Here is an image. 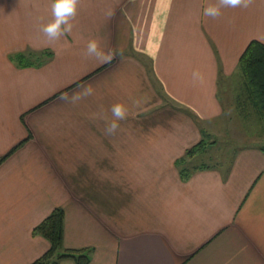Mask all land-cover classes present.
Here are the masks:
<instances>
[{"label": "crops", "instance_id": "crops-1", "mask_svg": "<svg viewBox=\"0 0 264 264\" xmlns=\"http://www.w3.org/2000/svg\"><path fill=\"white\" fill-rule=\"evenodd\" d=\"M219 4L78 0L72 31L49 39L52 0H0V264L44 254L33 229L56 207L88 264H264V130L239 68L264 44V0L204 15ZM235 123L254 140L183 178L176 161Z\"/></svg>", "mask_w": 264, "mask_h": 264}, {"label": "trees", "instance_id": "trees-1", "mask_svg": "<svg viewBox=\"0 0 264 264\" xmlns=\"http://www.w3.org/2000/svg\"><path fill=\"white\" fill-rule=\"evenodd\" d=\"M20 61L24 58L18 57ZM239 68L243 75L247 98L260 119L264 130V44L252 41L248 44L239 59ZM205 141H200L190 147L185 155L176 161L183 178H187L192 170L209 167L208 164L199 163L189 165L188 160H198L206 152ZM264 151V145L261 146ZM7 155L0 157V162ZM198 158L196 159L195 157ZM65 214L61 207H56L34 229L35 234L45 237L49 241V248L31 264H59L62 259L70 258L76 264H88L90 261V248H67L64 245Z\"/></svg>", "mask_w": 264, "mask_h": 264}, {"label": "clouds", "instance_id": "clouds-1", "mask_svg": "<svg viewBox=\"0 0 264 264\" xmlns=\"http://www.w3.org/2000/svg\"><path fill=\"white\" fill-rule=\"evenodd\" d=\"M77 2L78 0H52V14L54 19L50 22L41 25V31L46 34L49 39H58L61 36H66L72 31L71 20L77 14ZM249 0H220L219 5H209L203 10L205 16L217 17L221 15V5L224 7H247ZM87 53L94 54L96 57L104 59H110L106 57L104 52L100 49L98 41L92 39L87 44ZM201 74L199 70H193V81L199 80ZM93 93V89L89 86L85 88L82 93L74 94L70 97L72 102H76L82 99L84 96H89ZM68 99V97H65ZM111 112L116 120H113L108 126V131L114 132L119 127V120H124L127 117L128 109L123 103H115L111 107Z\"/></svg>", "mask_w": 264, "mask_h": 264}, {"label": "rangeland", "instance_id": "rangeland-1", "mask_svg": "<svg viewBox=\"0 0 264 264\" xmlns=\"http://www.w3.org/2000/svg\"><path fill=\"white\" fill-rule=\"evenodd\" d=\"M209 131H210L209 138L207 140H204L206 146H209L211 144H216V146L212 150H209L208 153L204 152L203 154H201L198 160H191V161L188 160V164L190 166L203 162L204 164H208V165L225 164L229 161V154H224L225 152L228 151L229 153L233 152V150L239 148V146L248 144V142L254 140V139L242 140L243 139L242 135H245L244 134L245 130L243 127L237 125L236 123L230 125L229 127L224 126V129L223 128L216 129L215 127L212 126L211 128H209ZM260 135L261 132L258 133L257 137H259ZM205 153H207V155Z\"/></svg>", "mask_w": 264, "mask_h": 264}]
</instances>
